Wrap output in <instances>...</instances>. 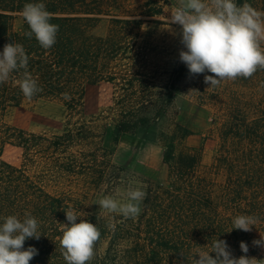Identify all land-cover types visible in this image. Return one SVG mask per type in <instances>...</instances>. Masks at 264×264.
<instances>
[{"label": "trees", "instance_id": "obj_1", "mask_svg": "<svg viewBox=\"0 0 264 264\" xmlns=\"http://www.w3.org/2000/svg\"><path fill=\"white\" fill-rule=\"evenodd\" d=\"M31 2L45 3L52 13L50 23L59 25L56 43L50 49L42 48L34 36H25L30 29L21 11ZM158 2H145L142 13L149 17L161 15ZM116 3L117 0H0V52L6 43L23 45L29 56V73L42 89L31 100L26 99L15 83L20 73L13 72L7 82L0 84V114L23 101L44 99L60 101L69 116L80 117L85 89L108 83L114 88L110 109L113 126L106 129V134L113 141L154 127L173 99L175 79L185 76L188 69L186 65L175 68L173 80L163 88L139 70L131 72L130 40L141 21L113 16L112 11L118 10ZM17 16L22 18L19 29L13 26ZM102 17H110V31L105 37L95 36L91 29ZM157 88L163 92L156 93ZM65 94L70 98L66 99ZM233 113L223 125L222 150L216 158L217 166L227 173L222 195L223 203L231 207L227 214L212 202L205 186L198 187L193 182L195 169L200 166L199 156L176 157L172 142L163 157L171 183L147 190L139 216L126 219L118 213L84 212L77 194L49 189L71 181L94 187L108 177L104 167L106 151L96 143L98 136L88 122L77 119L69 121L60 134H34L11 127L1 132V145L22 149V163L15 167L4 161L0 146V224L8 215L23 220L26 213L38 220L40 239H28L24 245L34 246L39 252L29 264H66L59 238L61 223H67L63 210L69 207L78 210L101 232L88 264H191L197 251H210L215 237L226 240L236 257L243 255L239 245L244 241L249 247L247 255L256 257L260 247L253 246L252 241L259 238L252 232L232 229V220L243 207V213L247 211V215L262 221L264 115L250 119L240 110ZM256 227L257 224L252 229L262 231ZM256 259L264 260V255Z\"/></svg>", "mask_w": 264, "mask_h": 264}, {"label": "rangeland", "instance_id": "obj_2", "mask_svg": "<svg viewBox=\"0 0 264 264\" xmlns=\"http://www.w3.org/2000/svg\"><path fill=\"white\" fill-rule=\"evenodd\" d=\"M148 0H117L118 10L113 16L137 19L141 23L133 29L129 49L131 72L140 71L152 78L158 87L170 84L174 78L173 70L185 65L179 60L180 26L169 24L167 17L178 5V0H157L162 7L161 15L145 16L144 3ZM156 1V0H155ZM264 11V0H253L250 4ZM110 17L102 19L91 29L95 36L105 37L111 28ZM22 25V18L13 20L15 29ZM264 47V43H262ZM126 62V61H125ZM204 75L191 77L189 72L174 81L173 99L156 125L148 130H139L136 134L113 141L106 129L113 126L110 111L114 88L108 83L89 86L83 96L84 108L80 117L69 116L64 105L57 100L23 101L20 106L0 114V134L6 127L23 129L34 134H60L69 121L79 119L88 122L98 136L96 143L106 151L105 165L108 177L99 185L90 187L82 182H70L60 187H50L51 191H70L80 196L84 212L112 214L103 210L97 201L105 195L125 202L130 188L139 187L145 193L158 185L168 187L171 183L168 166L163 157L169 142L174 145V154H192L199 156L200 166L196 167L193 182L198 187L205 186L210 191L212 202L219 210L227 214L231 207L223 203V186L226 181V169L217 166L216 158L221 149V131L225 122L240 110L248 118L264 115V70L258 69L250 78L238 77L226 80L216 87L204 83ZM158 89V88H157ZM156 89V93L163 92ZM154 93V91H153ZM162 106V104L160 105ZM69 126V125H68ZM108 130V129H107ZM230 146V143H228ZM2 159L17 167L22 163V149L4 144ZM205 182H198L196 179ZM143 209V202L141 204ZM243 207L239 215H247ZM142 211V210H141ZM261 220L257 217V227L253 234L260 239L264 234V195L261 206ZM258 255H264V248L258 249ZM255 257V258H256Z\"/></svg>", "mask_w": 264, "mask_h": 264}, {"label": "clouds", "instance_id": "obj_3", "mask_svg": "<svg viewBox=\"0 0 264 264\" xmlns=\"http://www.w3.org/2000/svg\"><path fill=\"white\" fill-rule=\"evenodd\" d=\"M21 15L30 29L25 36H34L45 50L55 45L59 25L50 23L52 13L45 3H26ZM167 21L180 26V43L183 45L179 51L180 62L187 66L191 77L211 73L204 75V83L210 87L238 77L250 78L258 69L264 70V11L249 3L238 5L236 0H178ZM28 65L29 56L23 45L15 42L4 45L0 52V84L7 82L13 72L20 73L15 83L23 96L31 100L42 89L29 73ZM261 87H264V82ZM65 98L70 97L65 94ZM126 197L125 202H120L105 195L97 204L109 213L134 219L141 213L146 193L139 187L130 188ZM63 211L67 223H61L59 243L64 260L66 264H88L94 257L101 232L78 210L69 207ZM256 223L255 216L238 215L232 220V229L250 232ZM38 229L39 222L31 214L26 213L23 220L16 215L6 216L0 224V264H29L39 252L34 246L25 248V241L39 240L42 234ZM252 244L264 248V234L260 233V239L253 240ZM239 247L243 255L236 257L226 240L215 237L210 251H197L191 258V264H264V260L247 255V243L241 241Z\"/></svg>", "mask_w": 264, "mask_h": 264}]
</instances>
